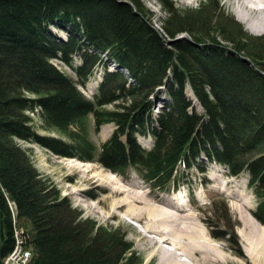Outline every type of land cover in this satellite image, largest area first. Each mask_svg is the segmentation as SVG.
Returning <instances> with one entry per match:
<instances>
[{
    "label": "trees",
    "instance_id": "16d2710c",
    "mask_svg": "<svg viewBox=\"0 0 264 264\" xmlns=\"http://www.w3.org/2000/svg\"><path fill=\"white\" fill-rule=\"evenodd\" d=\"M159 2L164 33L148 23L140 0H0V264L16 249L14 221L30 251L26 264L143 263L125 230L83 219L16 140L119 174L132 168L160 191L180 181L181 167L221 164L230 176L246 173L256 198L251 215L264 225V35L223 16L219 0L195 10ZM181 33L189 38L168 42ZM109 61L133 81L107 70ZM99 66L101 80L87 98L79 87ZM90 115L95 133L115 127L97 153ZM138 136L150 137L151 147ZM221 220L213 237L241 254L233 230L218 229Z\"/></svg>",
    "mask_w": 264,
    "mask_h": 264
},
{
    "label": "rangeland",
    "instance_id": "374dc122",
    "mask_svg": "<svg viewBox=\"0 0 264 264\" xmlns=\"http://www.w3.org/2000/svg\"><path fill=\"white\" fill-rule=\"evenodd\" d=\"M140 1L146 9L149 22L147 21V18H144V20L150 23L151 27L164 33L161 25L163 19L167 16V12L163 9L159 0ZM171 1H173L179 8L195 10L198 9L200 2L203 0ZM219 2L223 16L229 15L233 17V19L240 24L242 29L252 36L264 35V32L260 34L251 33L246 29V26L242 22L237 20L235 6L232 2L228 3V0H219ZM54 31L61 35L63 34L58 28H54ZM182 38L188 39L189 36L186 33H181L175 38H168L170 40H167L171 44ZM214 39H216L215 43L221 41L219 38ZM227 45L229 44L227 43ZM74 60L75 63H79L78 58H75ZM54 62L66 73L73 75L72 70L68 66L58 61ZM108 64L109 68L107 67V70H117L125 75V77H129L128 72L124 68L118 67L116 63L109 61ZM101 69V66L97 67L89 82L85 86L79 87L87 98H91V94L96 92L97 82L101 79L102 75ZM129 80L133 81L131 77H129ZM187 95L193 98L190 88L187 90ZM164 98L166 97L164 96ZM194 102L198 107L197 110L201 112L202 108L198 105L196 100H194ZM159 106L160 104L155 105V113L158 111ZM107 108H111V106H107ZM30 115L32 114L30 113ZM33 117H35V115ZM34 119V126L35 128H38L40 122L37 118ZM85 124L87 136L94 143L96 148L95 153H97L100 144L110 136L115 127L111 123L105 124L100 127L99 132L95 133L93 129L92 115L87 117ZM40 133H43L42 130ZM138 140L145 148L151 147L148 138L146 139L143 136H138ZM16 141L21 147L29 150L30 159L34 168L39 171L44 178L53 183V185L60 191L61 197H66L70 201L71 207L81 212L83 219L87 218L95 224L105 228L121 227L125 230L127 240L133 243V249L143 259L142 264H158L159 256H150L156 246L151 248L150 243L144 239L147 234L143 232L141 223H137V221L125 217L127 207L123 206L121 209L113 210L116 203L128 196L145 197L151 203L164 202L165 200L170 202L175 198L178 199V202H183L186 212L183 214L185 216L182 215L181 217L187 219V221L189 220L191 225L197 227L202 226L215 249L225 258L223 262L210 260L207 261L208 263L204 262L202 264H264V225L260 223L258 224L251 216H249L251 215L250 212L255 208L256 198L251 189L247 187V177L245 173L232 178L227 174L224 167L205 162L200 165L204 168V171L192 167L189 169L181 167L180 181L175 190L161 192L158 189L150 188L147 183L142 181L138 172L133 169L128 168L123 174L113 173L97 161L84 162L69 157H61L34 142H25L23 140ZM112 173L115 177L111 176ZM109 177L115 180L119 184V187L125 191L116 193V191H113L108 187L107 183ZM222 189L230 190L232 192L239 190V192H242L244 198L249 203V208H241V214L234 210V206L238 205L239 201L234 202L232 198L227 195V192H223ZM215 204H217L219 209H215ZM9 205L14 213V203L9 202ZM222 205H224L228 211L229 221H225L226 216ZM141 206L143 205H140V207ZM242 216L243 220L241 218ZM220 218L222 219L220 222L221 227L218 229L225 230L229 228L233 230L241 254L235 250L237 246L233 243H230L225 239L213 237L212 232L217 229L213 223L219 221ZM253 221L260 228H258V226L255 228ZM13 230L14 233L15 231L16 233L22 232L21 228L18 227V224L17 222L15 223V221L13 222ZM157 239L159 240V238ZM167 248L169 249L170 246H167ZM247 252L252 254L254 258L249 257ZM21 257L22 253H19L15 259L20 260ZM29 258L30 255L28 256V259ZM183 258L184 257H181V259Z\"/></svg>",
    "mask_w": 264,
    "mask_h": 264
},
{
    "label": "bare ground",
    "instance_id": "6f19581e",
    "mask_svg": "<svg viewBox=\"0 0 264 264\" xmlns=\"http://www.w3.org/2000/svg\"><path fill=\"white\" fill-rule=\"evenodd\" d=\"M230 2L235 6L237 20L242 22L247 30L253 34L264 32V0H228V3ZM111 176L115 177L113 173ZM111 179L109 177L108 187L116 193L125 191L115 180ZM222 191H226L234 202L239 201V206L235 204L234 210L240 214L241 208H249V203L239 190L232 192L222 189ZM167 201L151 203L145 197L128 196L116 203L113 210L126 206L125 217L141 223L143 232L147 234L144 239L150 243L151 248L156 246L150 256H159L158 264H202L210 260L223 262L225 258L208 239L205 229L202 226L191 225L189 220L181 217L186 212L184 203L178 202L176 198L170 202ZM140 205L143 206L140 207ZM249 216L252 217V215ZM241 218L243 220V216ZM253 225L255 228L258 226L254 221ZM167 246L170 248L168 249ZM247 255L254 258L248 252ZM181 257L184 258L181 259ZM6 263L21 264L22 262L14 261L3 264Z\"/></svg>",
    "mask_w": 264,
    "mask_h": 264
},
{
    "label": "built area",
    "instance_id": "2783aa9c",
    "mask_svg": "<svg viewBox=\"0 0 264 264\" xmlns=\"http://www.w3.org/2000/svg\"><path fill=\"white\" fill-rule=\"evenodd\" d=\"M15 241H16V249L14 252H12V255L9 256L8 259H5L4 262H14V261H21L23 264L26 263L28 260V256L30 255L29 250L23 247V240L20 237V232L15 231ZM26 249V250H25ZM19 253H22V257L20 260L15 259L16 256H18ZM24 253V255H23ZM3 262V263H4Z\"/></svg>",
    "mask_w": 264,
    "mask_h": 264
}]
</instances>
